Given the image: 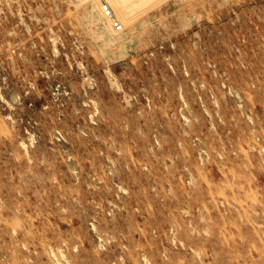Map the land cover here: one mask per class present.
I'll return each mask as SVG.
<instances>
[{"label": "rangeland", "instance_id": "374dc122", "mask_svg": "<svg viewBox=\"0 0 264 264\" xmlns=\"http://www.w3.org/2000/svg\"><path fill=\"white\" fill-rule=\"evenodd\" d=\"M123 3L0 0V264H264V0Z\"/></svg>", "mask_w": 264, "mask_h": 264}, {"label": "built area", "instance_id": "2783aa9c", "mask_svg": "<svg viewBox=\"0 0 264 264\" xmlns=\"http://www.w3.org/2000/svg\"><path fill=\"white\" fill-rule=\"evenodd\" d=\"M83 1L98 2V8L100 12L102 13L105 19H108L111 22L113 29L117 32L122 30V25L118 21H115L114 19H112L113 17L112 10L110 9L109 5L104 0H83Z\"/></svg>", "mask_w": 264, "mask_h": 264}, {"label": "bare ground", "instance_id": "6f19581e", "mask_svg": "<svg viewBox=\"0 0 264 264\" xmlns=\"http://www.w3.org/2000/svg\"><path fill=\"white\" fill-rule=\"evenodd\" d=\"M109 1V3L111 4V8H112V10H113V13L114 14H116V15H119L121 12H122V10H123V8H124V3H123V0H114V2L112 1V0H108ZM112 13V14H113ZM121 15V14H120ZM119 15V16H120ZM122 20V19H121ZM131 21V20H130ZM129 21V22H130ZM122 22H123V20L121 21V25H122ZM128 22V21H127ZM124 23V22H123ZM125 24V23H124ZM128 24V23H127ZM126 24V25H127ZM126 25H124V26H126ZM261 234V233H260ZM50 254V253H49ZM49 256H51V255H49Z\"/></svg>", "mask_w": 264, "mask_h": 264}]
</instances>
